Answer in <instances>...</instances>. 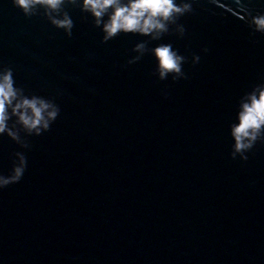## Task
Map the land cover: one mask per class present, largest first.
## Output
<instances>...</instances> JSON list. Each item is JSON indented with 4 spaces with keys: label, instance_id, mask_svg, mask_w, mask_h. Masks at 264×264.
I'll list each match as a JSON object with an SVG mask.
<instances>
[{
    "label": "water",
    "instance_id": "1",
    "mask_svg": "<svg viewBox=\"0 0 264 264\" xmlns=\"http://www.w3.org/2000/svg\"><path fill=\"white\" fill-rule=\"evenodd\" d=\"M192 3L183 34L104 41L72 0L53 13L71 16V36L43 7L26 16L0 0V66L60 108L27 148L0 136V173L27 157L0 188V264H264V137L242 160L230 136L264 79V34L247 19L264 0ZM161 43L185 56L186 78L159 77Z\"/></svg>",
    "mask_w": 264,
    "mask_h": 264
},
{
    "label": "clouds",
    "instance_id": "2",
    "mask_svg": "<svg viewBox=\"0 0 264 264\" xmlns=\"http://www.w3.org/2000/svg\"><path fill=\"white\" fill-rule=\"evenodd\" d=\"M79 3L82 11L93 18L96 26L103 32V40H111L121 33L139 34L160 39L169 32V25L176 24L177 31L184 33L185 27L177 24L179 17L192 11V0H72ZM66 0H13V4L26 16L33 15L38 6L43 7L49 20L71 36L74 22L71 16L59 13ZM249 25L254 32L264 34V12L247 13ZM146 49L141 41L134 46L138 55L128 60L135 63ZM204 52L208 49L204 48ZM157 62V71L161 79L169 74L173 79L186 78L182 66L185 56L172 47L171 43H161L151 49ZM200 61L194 54L193 64ZM166 94V93H165ZM60 113V108L44 96L29 95L17 84L12 67L0 66V136H7L20 146L27 148L25 135L39 136L50 129ZM232 138V158L239 154L247 160L245 154L264 137V79L256 83L240 99L234 122L230 125ZM27 168V157L23 151L12 156L11 168L7 174L0 173V188L19 182Z\"/></svg>",
    "mask_w": 264,
    "mask_h": 264
}]
</instances>
